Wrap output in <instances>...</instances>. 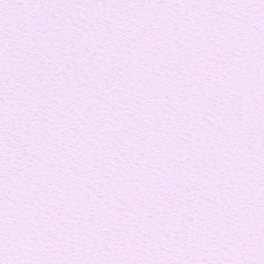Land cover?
<instances>
[{"label": "snow or ice", "instance_id": "obj_1", "mask_svg": "<svg viewBox=\"0 0 264 264\" xmlns=\"http://www.w3.org/2000/svg\"><path fill=\"white\" fill-rule=\"evenodd\" d=\"M0 264H264V0H0Z\"/></svg>", "mask_w": 264, "mask_h": 264}]
</instances>
